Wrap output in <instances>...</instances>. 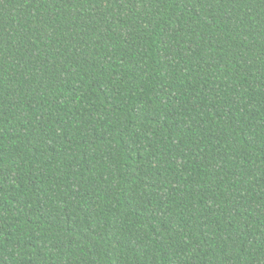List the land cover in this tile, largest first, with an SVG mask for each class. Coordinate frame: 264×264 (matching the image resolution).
<instances>
[{"label": "trees", "instance_id": "obj_1", "mask_svg": "<svg viewBox=\"0 0 264 264\" xmlns=\"http://www.w3.org/2000/svg\"><path fill=\"white\" fill-rule=\"evenodd\" d=\"M0 264H264V0H0Z\"/></svg>", "mask_w": 264, "mask_h": 264}]
</instances>
